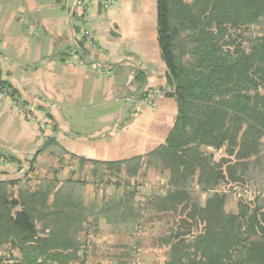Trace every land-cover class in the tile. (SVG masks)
<instances>
[{"label": "trees", "instance_id": "obj_1", "mask_svg": "<svg viewBox=\"0 0 264 264\" xmlns=\"http://www.w3.org/2000/svg\"><path fill=\"white\" fill-rule=\"evenodd\" d=\"M157 40L167 69L162 92L177 105L165 144L145 158L80 160V170L93 165L96 184L121 189L101 203H86L88 182L80 178L17 196L15 181H0V248L18 252L17 264H83L85 235L101 220L125 238L117 264H130L126 242L156 218L167 222L155 238L163 264H264V0H157ZM84 45L77 39L68 58L73 50L85 56ZM136 82L145 83L143 72ZM147 90L129 96L144 100ZM210 150L223 156L216 161ZM144 169L164 180L141 201L143 183L132 179ZM238 194L236 209L227 210Z\"/></svg>", "mask_w": 264, "mask_h": 264}, {"label": "crops", "instance_id": "obj_2", "mask_svg": "<svg viewBox=\"0 0 264 264\" xmlns=\"http://www.w3.org/2000/svg\"><path fill=\"white\" fill-rule=\"evenodd\" d=\"M82 15L74 0H0L2 76L21 101L47 112L49 122L40 134L9 95L0 93V181H15L10 190L15 196L54 179L80 178L88 182L86 203H101L121 189L96 184L90 178L93 165L80 170V160L145 158L165 144L174 127L177 105L162 92L167 69L157 40V0H115L107 12L94 0L89 15L97 41L80 54L86 68L68 58L83 29ZM137 72L145 74L142 85ZM147 89L161 92V100L155 110L135 116L127 98ZM48 140L55 141L45 148ZM147 174L164 180L157 170L144 169L132 182L142 183ZM86 234L125 242L103 220Z\"/></svg>", "mask_w": 264, "mask_h": 264}, {"label": "rangeland", "instance_id": "obj_3", "mask_svg": "<svg viewBox=\"0 0 264 264\" xmlns=\"http://www.w3.org/2000/svg\"><path fill=\"white\" fill-rule=\"evenodd\" d=\"M91 28L93 29L92 24H91ZM93 31L95 32L94 29H93ZM247 34L248 35H246V34H244V35L246 37H249L251 35L256 36V35H254V33L252 34V32L247 33ZM249 34H251V35H249ZM155 92H158L160 95L156 99L154 97H152L153 93H155ZM147 94H148V96H147L148 99H151L152 101L154 100V103L153 104L147 103L148 104L147 106H144L143 104H141L140 106L137 105V106L133 107L135 116H138V114H143L144 112H146L148 110H155L157 108L156 106L159 104V102L161 100V92L148 89ZM27 105H29L31 107L38 108L35 104H28L27 103ZM19 113L22 116H24L28 121H30L23 113H21V112H19ZM32 123H34V122H32ZM36 126L39 127L38 125H36ZM210 152L214 153V157H215L216 161H218L223 156V151H222V154H221V152H216L214 150H210ZM150 171H152V169H150ZM151 175H153V174H151ZM151 175L147 174V176L144 177L145 180L143 179V182H142L143 184L141 187L142 192L139 196V199L141 201H144L145 199H147V197L151 196L153 191L156 190V187L161 186V184H162V183L159 184V182L161 181V179H159V177L156 181V180H153ZM82 177H84V176H82ZM28 180L30 183L34 182V180H30L29 178H28ZM145 184H148V185H145ZM149 185L152 187H150ZM11 189L12 188H10V190ZM239 196H240V194H238V196L237 195L234 196V199L228 204L227 210L233 211L236 209V203L239 199ZM143 215H144V219H143L144 221L146 218L149 219L151 217L150 215L148 216V213H145V212L143 213ZM143 223H146V221ZM152 223L153 224L148 223L149 225H151V227L149 225H146L147 223L142 226L144 228V230H143V232H138L139 233L138 234L139 236L137 237L138 239H135V241H127L126 242L128 244V246H130L129 248H127L125 246L122 247L123 249L127 248L125 250L121 249L122 252L126 251V253H127L128 251H130V248L133 250L132 256H129V258H128V260H126V262H130V260L132 258H135V262H130V264H163V260H164V254L163 253H165V252L164 251H161L160 253L155 252L156 250H158L157 247L155 246L156 242H157V240L155 238L159 236L156 234H159V233L163 234L162 232H159L158 229H159V227H162L161 229L166 227L167 222L165 220H159L156 218V220H154ZM96 236L97 237L94 238L95 240H93L91 238L92 237L91 234L85 235V238L83 241H86V245L82 248V253L84 254L83 258H85V262H83V264H117L116 259H120L118 256H116L117 253L119 252V249H120V247L119 248H117V247L121 243L117 242L115 239H113L112 242L107 241L105 239V236H101V237L98 235H96ZM12 252L17 253L16 251H12ZM14 254H12V253L9 254L8 252H6L4 250V248H2V247L0 248V257L6 258L5 262H7L8 264H17L16 262L19 259V257H17L16 254L15 255ZM103 257H105V258L114 257V258L111 259L112 261L110 260L111 261L110 262L106 259L104 260ZM77 264H81V263L77 262Z\"/></svg>", "mask_w": 264, "mask_h": 264}, {"label": "built area", "instance_id": "obj_4", "mask_svg": "<svg viewBox=\"0 0 264 264\" xmlns=\"http://www.w3.org/2000/svg\"><path fill=\"white\" fill-rule=\"evenodd\" d=\"M100 3L102 4V10L103 12H107L110 9L113 8L115 4V0H99ZM76 5L78 8H82L83 15H82V23H83V29L80 31L78 35V40L84 41V43L89 46L93 47L95 46V42L97 41V36L96 33L93 31L91 28V18H90V9H91V4L94 3V0H75ZM69 63L79 66L82 68L87 67V63L82 59L81 55L79 52L76 50H73L71 52L70 58H69ZM99 65H97V70ZM94 67V66H93ZM100 67V66H99ZM4 78L0 77V93L4 92L8 93L10 92L8 86L4 85ZM132 90V87H131ZM133 93V92H132ZM160 95L158 92L153 93L152 97L155 99L158 98ZM12 105L21 113H23L31 122H34L36 125H38V129L40 134H43V131L49 129V122L47 120V113L45 111H42L38 108L31 107L21 101L20 99H12ZM128 102L133 104V106H140L143 104L144 106H147L148 104H153L154 100L152 101L151 99H148V97L144 100H138L136 101L133 96H129L127 98ZM148 103V104H147ZM134 106V107H135Z\"/></svg>", "mask_w": 264, "mask_h": 264}]
</instances>
